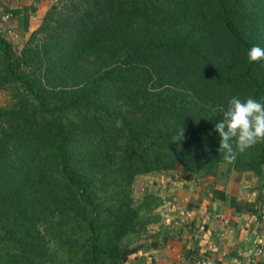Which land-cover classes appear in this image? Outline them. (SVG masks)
Returning <instances> with one entry per match:
<instances>
[{
	"label": "trees",
	"instance_id": "obj_1",
	"mask_svg": "<svg viewBox=\"0 0 264 264\" xmlns=\"http://www.w3.org/2000/svg\"><path fill=\"white\" fill-rule=\"evenodd\" d=\"M18 44L0 28V264H147L137 177L264 180V142L228 164L214 131L233 96L264 103V0H57Z\"/></svg>",
	"mask_w": 264,
	"mask_h": 264
},
{
	"label": "crops",
	"instance_id": "obj_2",
	"mask_svg": "<svg viewBox=\"0 0 264 264\" xmlns=\"http://www.w3.org/2000/svg\"><path fill=\"white\" fill-rule=\"evenodd\" d=\"M56 1L0 0V28L25 39ZM8 10L15 15L6 22ZM24 18L27 27L19 26ZM173 176L156 175L158 186L149 191L159 199L152 229L156 247L148 257L152 264H195L200 259L264 264V227L256 220L264 211V180L223 163L208 177L187 181Z\"/></svg>",
	"mask_w": 264,
	"mask_h": 264
},
{
	"label": "clouds",
	"instance_id": "obj_3",
	"mask_svg": "<svg viewBox=\"0 0 264 264\" xmlns=\"http://www.w3.org/2000/svg\"><path fill=\"white\" fill-rule=\"evenodd\" d=\"M250 63L264 60V48L253 46L247 53ZM222 119L216 124L214 131L220 138L219 153L223 160L234 163L237 154L264 142V103L251 97L242 100L233 96L226 108H221ZM174 143L184 139V129L180 128L174 136Z\"/></svg>",
	"mask_w": 264,
	"mask_h": 264
},
{
	"label": "rangeland",
	"instance_id": "obj_4",
	"mask_svg": "<svg viewBox=\"0 0 264 264\" xmlns=\"http://www.w3.org/2000/svg\"><path fill=\"white\" fill-rule=\"evenodd\" d=\"M7 36V35H6ZM10 38V37H9ZM14 37H11L10 39L13 40L14 43V47H18L21 41V44L24 43L26 41L27 38L20 40L19 39H13ZM10 103V97L8 95V93L6 91H0V106H7ZM167 174L169 175H174L173 177L175 178L176 176L179 177H185V173L181 170V168L177 167L174 171L168 172ZM159 180L156 177V175H145V176H139L136 178L135 183H134V189H133V197L136 201H140L145 195L147 194H152L149 191L153 192L155 190H153L155 187L158 186ZM154 195V194H153ZM153 214L155 216V210L153 211ZM157 220V218H156ZM152 222L151 225L149 226V232L147 233V245H152V243H154L155 241V232L153 231V225L156 223ZM153 229V230H152ZM151 236V237H150ZM150 252V251H149ZM149 252H146L144 254H138L139 256L143 255L145 257V261L147 262V264H152L148 257H149ZM148 254V255H147Z\"/></svg>",
	"mask_w": 264,
	"mask_h": 264
},
{
	"label": "built area",
	"instance_id": "obj_5",
	"mask_svg": "<svg viewBox=\"0 0 264 264\" xmlns=\"http://www.w3.org/2000/svg\"><path fill=\"white\" fill-rule=\"evenodd\" d=\"M11 17L10 14H7L5 16V19H9ZM3 32L7 35V37H13V34L11 31L9 30H5L3 29ZM256 220H259L261 222V225L264 227V211L260 210L259 213L256 215ZM195 264H222L216 260H210V259H200L198 260Z\"/></svg>",
	"mask_w": 264,
	"mask_h": 264
}]
</instances>
